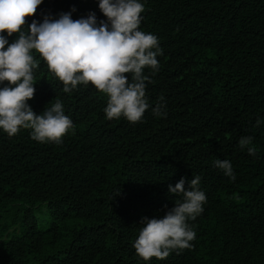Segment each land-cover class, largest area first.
I'll return each instance as SVG.
<instances>
[{"label": "trees", "instance_id": "trees-1", "mask_svg": "<svg viewBox=\"0 0 264 264\" xmlns=\"http://www.w3.org/2000/svg\"><path fill=\"white\" fill-rule=\"evenodd\" d=\"M0 264H264V0H0Z\"/></svg>", "mask_w": 264, "mask_h": 264}]
</instances>
